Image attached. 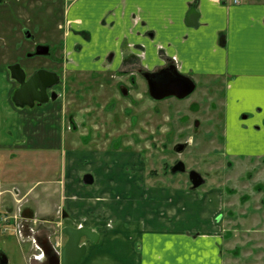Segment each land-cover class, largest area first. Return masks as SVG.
Masks as SVG:
<instances>
[{"label": "crops", "instance_id": "crops-1", "mask_svg": "<svg viewBox=\"0 0 264 264\" xmlns=\"http://www.w3.org/2000/svg\"><path fill=\"white\" fill-rule=\"evenodd\" d=\"M10 1L0 0V6ZM193 8L199 13L198 27L187 23ZM4 12H0V40L9 35L22 40L28 31L25 24ZM65 21L63 67L67 65L78 78L91 74L100 85L105 83L101 78L109 81L111 93L102 113L112 107L109 102L119 96L118 90L141 99L148 92L145 74L175 67L195 84L204 80L224 87L223 134L228 138L238 131L249 133L254 152L242 156L255 161L257 168L264 166V0H242L239 5L211 0H73ZM86 38H93L94 45L88 47ZM38 44L42 43L34 47ZM15 55L0 58V83L7 89L5 105L0 106V135L11 134L13 126L3 127L2 120L20 119L23 137L34 133L43 141L51 133L43 119L53 117L54 111L48 106L27 111L13 104L18 86L7 67L18 62ZM52 64L41 67L59 75L58 64ZM31 120L36 125H30ZM62 142L46 148L42 142L29 147L23 138L11 144L0 142V159L12 161L11 165L28 161L0 171L3 179H8L4 178L8 171L16 174L14 186L19 194L25 192L21 203L25 201L26 212L49 215L56 198L57 206L66 211L59 241L54 244L49 238L37 247L44 260L35 259L39 252L29 246L32 264L46 259L45 264H51V258L57 264H225L223 191L200 196L195 189L178 186L147 188L144 176L132 172L140 161L131 156L114 161L103 154L93 161H74L75 149L68 151L69 161L63 153L64 161H58L59 167L52 171L45 152L49 162L63 148ZM225 151H231L227 142ZM80 167L93 177L92 184L84 183L86 175L80 174Z\"/></svg>", "mask_w": 264, "mask_h": 264}, {"label": "rangeland", "instance_id": "rangeland-1", "mask_svg": "<svg viewBox=\"0 0 264 264\" xmlns=\"http://www.w3.org/2000/svg\"><path fill=\"white\" fill-rule=\"evenodd\" d=\"M72 2L11 0L6 7L0 6V12L7 10L4 15L9 12L17 23L25 24L23 27L33 36L31 40L24 37L20 41L11 35L2 38L0 55L4 57L0 58L14 57L19 52L15 57L28 67L29 74L41 66L56 63L58 67L55 70L62 80L58 101L25 108L27 111H38L44 106L53 109V117L43 119L50 125L49 137L43 141L34 133L31 137H23L21 120L11 119L9 123L1 122L3 127L10 128V123L13 126L11 134L0 135V142L11 144L23 138L28 140L29 147L42 142L46 148L62 140L63 148L59 147L61 149L50 156L49 162L45 152V161L52 171L59 167L58 161H64L63 153L67 158L68 151L74 149L77 153L74 161H93L96 157H103V154L111 156L114 161H120L121 156H131V159L140 161L135 169L131 167L132 172H140L147 188L153 189L178 186L191 191L189 173L196 171L205 180L204 185L194 190L200 196L215 190H221L226 195L223 217L227 229L223 250L225 264H264V171L257 173L264 170V166L257 168L255 161L242 156L254 152L253 138L249 133L238 131L228 138L223 134L224 87L200 80L188 97L162 100L152 99L148 92L141 99L134 95L126 97L123 90H118L119 96L109 102L112 107L102 113L101 109L109 101L111 93L108 90L109 81L101 78L105 83L100 85V82L91 80V74L78 78L68 71L67 65L63 67L66 62L62 55L65 12ZM37 42L52 48L51 57H29L31 53L28 50L32 51ZM93 42V38L85 39L88 47L93 46ZM6 94L7 89L0 83V106L5 105ZM33 124L36 125V120H31L30 125ZM226 142L230 152L225 151ZM22 162L28 161H13V165L18 163L21 166ZM179 162L184 163L186 172L175 174L171 169ZM0 163V171L13 166L12 161L5 158H1ZM84 168L79 169L82 176L89 174L83 171ZM23 171L27 172V168ZM6 175L4 178L8 181L18 180L14 172L8 171ZM50 175L58 176V172H50ZM258 175L263 178L261 181ZM34 178H39V175ZM23 195L24 191L17 197L21 198L18 203L15 202L17 224L6 222L5 217L0 221V264L3 258L9 260L7 264H32L27 257L29 246L34 247L37 253L40 251L37 247H42L43 240L50 238L54 244L59 241L63 216L66 215V211L57 206L59 198L54 200L52 213L44 215L26 212L25 201L21 203ZM14 198L8 199L14 203Z\"/></svg>", "mask_w": 264, "mask_h": 264}, {"label": "water", "instance_id": "water-1", "mask_svg": "<svg viewBox=\"0 0 264 264\" xmlns=\"http://www.w3.org/2000/svg\"><path fill=\"white\" fill-rule=\"evenodd\" d=\"M187 23L190 26H199V13L194 8L188 13ZM26 37L30 39L31 34L27 32ZM50 54V46L38 45L35 52L29 54V57H32L33 55L49 56ZM9 70L12 79L19 84V87L12 95V102L16 107L33 108L36 104L43 105L49 101H55L58 98V94L55 91L48 93L50 89L54 88L61 82L60 76L57 73L41 69L31 77L27 78V74L20 64L10 66ZM147 74H145V78L148 83L149 94L155 100H162L168 97L184 99L196 89V84L193 80L181 75L175 67L161 70L158 73ZM172 171L173 173L186 172V167L184 163L179 162L174 166ZM189 180L193 189H198L205 184L204 178L196 171H191L189 173ZM84 183L87 185L92 184L93 177L91 175H86L84 177ZM73 243L74 239L71 241V244ZM7 263L8 261L6 258L1 260V264ZM55 263L57 264L58 260L51 264Z\"/></svg>", "mask_w": 264, "mask_h": 264}, {"label": "flooded vegetation", "instance_id": "flooded-vegetation-1", "mask_svg": "<svg viewBox=\"0 0 264 264\" xmlns=\"http://www.w3.org/2000/svg\"><path fill=\"white\" fill-rule=\"evenodd\" d=\"M27 32L28 31H24V35H26ZM31 39H33V36L31 37ZM31 39H28V40H31ZM43 45H46V44H43ZM36 46L29 53H34L35 49H36ZM27 54L28 53H26V56H27ZM51 55H52V48H51V54L48 57H51ZM17 63L18 62H16V64ZM20 64L22 65V67L26 71L28 77L32 76L38 70L46 69L44 67H39L38 69L32 71L29 74L28 73V67L24 66L22 63H20ZM17 86L19 87V84H17ZM61 86H62V80H61L60 84H58L54 88L50 89L48 91V93H51L52 91H55L58 94L59 90L61 89ZM14 182L16 183V181H8V179H3V178L0 177V196H2V197H0V221L5 217L6 220H7L6 222H10V224H14V223L17 224V221L15 220V217H16V215H15L16 213L15 212H16V203H18L17 197L20 195L18 193V191H17V187L14 186ZM6 185H9V186L4 188V186H6ZM9 197H16V199L14 198L15 199L14 203L12 202V200L9 201V199H8ZM48 260H50V259H48ZM51 260H52V258H51ZM48 262L52 263V261H48Z\"/></svg>", "mask_w": 264, "mask_h": 264}, {"label": "built area", "instance_id": "built-area-1", "mask_svg": "<svg viewBox=\"0 0 264 264\" xmlns=\"http://www.w3.org/2000/svg\"><path fill=\"white\" fill-rule=\"evenodd\" d=\"M214 3L222 4V5H239L242 3V0H211ZM39 249V248H38ZM39 254L36 255L35 259H43L44 253H42L41 249H39Z\"/></svg>", "mask_w": 264, "mask_h": 264}, {"label": "trees", "instance_id": "trees-1", "mask_svg": "<svg viewBox=\"0 0 264 264\" xmlns=\"http://www.w3.org/2000/svg\"><path fill=\"white\" fill-rule=\"evenodd\" d=\"M167 69H169V68H166V69H163V70H167ZM161 71V70H160ZM160 71H158V72H160ZM158 72H156V73H158ZM147 75H149V74H147ZM175 174H177V173H175Z\"/></svg>", "mask_w": 264, "mask_h": 264}]
</instances>
